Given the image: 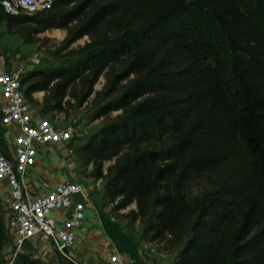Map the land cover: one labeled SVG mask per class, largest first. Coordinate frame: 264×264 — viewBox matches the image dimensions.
<instances>
[{"label":"trees","instance_id":"1","mask_svg":"<svg viewBox=\"0 0 264 264\" xmlns=\"http://www.w3.org/2000/svg\"><path fill=\"white\" fill-rule=\"evenodd\" d=\"M73 22L67 42H90L23 83L31 101L46 92L43 114L62 113L77 82L90 87L85 101L124 60L93 119L121 113L81 148L103 207L135 204L130 225L140 220L141 241L169 237L173 264H264V0H55L36 16L0 6V25L25 44V24L40 34ZM7 240L0 200V257ZM13 264L44 263L21 253Z\"/></svg>","mask_w":264,"mask_h":264},{"label":"built area","instance_id":"2","mask_svg":"<svg viewBox=\"0 0 264 264\" xmlns=\"http://www.w3.org/2000/svg\"><path fill=\"white\" fill-rule=\"evenodd\" d=\"M55 0H0V6L7 14L36 16L51 10ZM39 58H33V67L40 65ZM24 72L10 69L0 73V86L4 98L1 108V126H16L19 129L13 150L0 151V181L9 188L10 203L6 214L8 235H13L18 254H28L34 259L38 255L30 250L32 240L38 238L50 244L53 252L67 262L75 241L77 230L86 220L87 203L85 184L80 181H66L50 189L44 195H32L24 177L29 168L36 164L41 150L51 144H68L75 137L72 126L60 125L45 117L41 110L32 105L26 96L27 86L23 84ZM66 211L64 219L56 212ZM26 248H29L26 250ZM110 264H137L114 254Z\"/></svg>","mask_w":264,"mask_h":264},{"label":"rangeland","instance_id":"3","mask_svg":"<svg viewBox=\"0 0 264 264\" xmlns=\"http://www.w3.org/2000/svg\"><path fill=\"white\" fill-rule=\"evenodd\" d=\"M68 8H71L69 6ZM21 16V15H19ZM3 24L0 25V28ZM77 26V22L71 23L65 29H50L44 33L35 34L33 31L36 29V25L33 23L25 24L23 27V33L30 38L31 44H25L20 35H11L7 31V26L4 25V31L0 29L1 39L5 36L4 43L6 47L0 45V56L4 57L1 60L6 64L8 70L14 69L16 71H23L24 77L34 70H54L69 64L74 60V52L80 51L87 43L90 42V36H84L76 42L69 44L67 37L69 33ZM0 39V41H1ZM10 52L9 54H7ZM14 60L17 62L11 61ZM33 58H39L41 60L40 65L33 67L31 61ZM124 60L117 61L112 65L109 70H106L99 80L92 86V94L87 97L85 101L82 100L83 96L88 93L90 87L88 83L77 82L73 87L72 95L65 99V111L62 113L44 114L45 117L52 118L60 125L72 126L75 130L74 139L68 144H61L65 146V153L67 159H72L74 165V173L80 175L79 179L82 180L86 188V196L89 199V204L93 202V209L95 214L103 213L115 220V223L120 226L121 229L127 230L133 237L137 238L141 244H151L150 249L155 250L157 253H163L167 258H171L174 262L177 252L168 251L167 239L157 240L154 242L141 241L142 226L140 220H137L133 225H130L131 218H127L132 210H136V205H132L126 210L120 212H112V207H103L102 199L104 196V182L103 180H94L91 178V174L94 171L93 164H87L89 156L87 153H83L81 148L88 142L90 137L97 133L104 124L114 119L121 111L111 112L108 115L94 120L93 115L97 110L98 105L102 102L101 93L106 90L110 80L114 75L119 74L124 65ZM3 64V63H2ZM129 78L126 81L121 82L119 89H123L129 82ZM28 87V84H26ZM46 92H37L32 95L33 101L30 100L32 105L41 110V105L45 102ZM60 145V144H59ZM1 133H0V151H5L3 148ZM3 148V149H2ZM113 162L107 163L105 168L112 165ZM207 185L206 176L202 179L194 180L189 189V193L195 195L203 186ZM113 213V214H112ZM86 218H88L86 213ZM88 220V219H87ZM85 220V221H87ZM13 235H8L7 243L5 244L4 251L1 254V260L5 264H11L13 260L16 248L13 242ZM29 248H26L28 250ZM169 256V257H168ZM155 261L157 259H154ZM157 262V261H156ZM44 263V262H43ZM45 264V263H44ZM68 264H79L69 262Z\"/></svg>","mask_w":264,"mask_h":264},{"label":"crops","instance_id":"4","mask_svg":"<svg viewBox=\"0 0 264 264\" xmlns=\"http://www.w3.org/2000/svg\"><path fill=\"white\" fill-rule=\"evenodd\" d=\"M4 25L1 26V31H4ZM4 39L5 36L0 41L1 47H6ZM2 58L4 57L0 56V59ZM11 61L17 62L14 57ZM7 70L6 64L0 60V73ZM3 105L4 98L0 86V110ZM18 132L19 129L16 126L0 125L2 143L5 150L14 149ZM64 147L61 144H51L44 147L37 157L36 164L28 169L24 180L28 191L32 195H44L61 183L79 179L80 175L74 173L72 159H67L69 156L67 157ZM0 200L6 223L5 218L10 203V194L5 181H0ZM92 206L93 202L92 204L87 203L86 213L88 218L86 220H88L75 234V241L69 251L72 258L71 262L79 264H110L112 255L121 254L124 258L137 264H173L171 258H167L162 252L157 253L155 250L150 249L149 246L151 244H141L137 238L133 237L127 230L121 229L115 223V220L113 221L109 216L103 213L95 214ZM55 215L64 219L67 216V212H56ZM31 245L33 246L30 247V250L35 252L38 255V259L45 264H68L70 262L61 260L53 252L49 243L38 238H34ZM154 259H157V262Z\"/></svg>","mask_w":264,"mask_h":264},{"label":"water","instance_id":"5","mask_svg":"<svg viewBox=\"0 0 264 264\" xmlns=\"http://www.w3.org/2000/svg\"><path fill=\"white\" fill-rule=\"evenodd\" d=\"M24 84V83H23ZM2 116V113H0V117Z\"/></svg>","mask_w":264,"mask_h":264}]
</instances>
